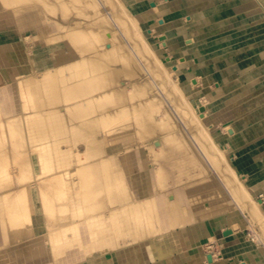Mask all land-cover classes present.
Returning <instances> with one entry per match:
<instances>
[{"label":"bare ground","instance_id":"bare-ground-1","mask_svg":"<svg viewBox=\"0 0 264 264\" xmlns=\"http://www.w3.org/2000/svg\"><path fill=\"white\" fill-rule=\"evenodd\" d=\"M226 6L225 0H112L108 6L106 0H0V87L14 84L20 103L19 110H10L0 91V136L9 142L0 160V230L10 246L44 235L63 261L91 242L97 255L78 258L79 264H264V247L255 246L264 238V202L251 190L264 176L252 169L264 162V87L231 90L258 62L240 63L222 79L216 63L205 62L240 43H229L232 34L228 42L200 35L206 24L228 22L221 12ZM71 10L75 16L64 13ZM261 21L264 14L253 17ZM263 36L264 29L249 32L247 41L253 38L257 49ZM124 47L132 55L127 65L117 62ZM138 52L151 56L154 66ZM152 74L162 76V91L171 87L172 103L157 87L146 91L155 86ZM27 83L35 87L32 102ZM254 102L261 107L248 109ZM233 107L236 115L226 116ZM121 116L130 123L118 130ZM219 121L227 138L217 136V144L212 129ZM37 133L52 142L48 159L39 157L46 146L33 141ZM196 135L207 142L222 176ZM63 153L66 163L45 176L53 168L44 165ZM228 154L235 156L232 164ZM252 171L256 176L244 175ZM7 175L17 192H3ZM29 197L41 216L31 215ZM250 223L260 226L255 238L244 234ZM214 229L222 232L220 253L208 245L215 243Z\"/></svg>","mask_w":264,"mask_h":264},{"label":"rangeland","instance_id":"rangeland-1","mask_svg":"<svg viewBox=\"0 0 264 264\" xmlns=\"http://www.w3.org/2000/svg\"><path fill=\"white\" fill-rule=\"evenodd\" d=\"M175 1H178V0H165V3H166V5L167 4H171V3H173V2H175ZM183 1V0H182ZM109 3H112V0H106V5L108 6V4ZM164 3V2H163ZM225 3H228V0H225ZM111 8H112V4H111V6H110ZM76 12L77 11H75V10H71L70 12L69 11H64V13H67L68 15H70V16H75L76 15ZM169 15H171L170 13H169ZM185 16H187L186 14H185ZM251 16H249L248 18H250ZM180 18H184V16L182 17H180ZM183 21V20H182ZM155 24V23H154ZM153 24V25H154ZM253 24V22H251V21H249V22H247V23H241V21H237L235 24H232V25H228V22L227 23H224V24H221L220 22H218V21H215V22H213L212 24H206V25H204V27H203V29H205L206 27H209L208 28V30H205L203 33H201L200 35H202V36H205L204 37V40H207L208 38H211V37H214V40H217V38L218 37H220V36H222V38H224L227 42H228V36H229V31H236V32H238V31H241V30H245V29H247V28H249L250 26H253L252 25ZM231 26V27H230ZM217 27V28H216ZM216 28V29H215ZM121 30L123 31V32H126L127 33V30H126V27H125V24H123L122 26H121ZM207 31V32H206ZM2 32H0V34H1ZM200 35H197V36H200ZM207 36V37H206ZM189 39H191L190 37H186L185 38V40H189ZM152 40V39H151ZM118 42H117V40L114 42V44L113 45H116ZM118 46V45H117ZM255 47V46H254ZM242 48V47H241ZM240 47L239 48H234L233 50H231L230 52H225V53H220L219 55H220V58H218V59H216V60H214V61H207V62H205L206 64H208V63H210V62H213V63H216L215 64V70H216V73L223 79V78H225V77H227V76H229V75H231V72H229V71H233V68L234 67H236V65H237V67H240V65H244L245 64V61H246V64L245 65H248L247 64V62L248 61H250V64L248 65V67L249 66H252L253 64H254V61H253V59H254V57H256V55L255 54H252V55H250V56H248L247 58H245V59H242L241 58V56H240V52H241V50L243 49H241ZM245 48H251V50L253 49V50H255L254 48H252V46H250V45H247V46H245ZM135 52V51H134ZM231 52H233L234 54H233V59L232 60H234L231 64H228V62L226 61V59H228V57L229 56H231L232 55V53ZM229 53V54H228ZM227 54V55H226ZM138 55L140 56V58H142V60H144L146 63H148V62H151L152 61V63H153V66H154V61H153V59L151 58V56H149V55H147L146 53H140V52H138ZM129 57L132 59V55H131V53L127 50V48L126 47H124L123 48V50L120 52V55H118L117 54V62H119V63H121V64H123V65H127L128 64V59H129ZM248 60V61H247ZM251 60H252V62H251ZM240 63H242V64H240ZM252 63V64H251ZM148 65H149V63H148ZM204 66H205V64H203ZM150 66V68H151V65H149ZM236 67V68H237ZM260 67H264V61L260 64ZM229 72V73H228ZM233 73V72H232ZM34 75H35V73H34ZM31 77V76H30ZM33 79V77H31V80ZM152 79H154V81L156 82L155 83V86H154V88H151V90H148V89H146V91L150 94L153 90H155L156 89V87L158 88V89H161L162 88V80H163V78H162V76H159L158 74H152ZM217 83V81H214L213 83H211L206 89H208V91H210L211 89H214V87H213V84H216ZM33 84H31V83H27L26 84V86H25V88H26V90L28 91L27 92V96H29V98L28 99H30L29 101L30 102H32V101H34V98H33V94H32V92L33 91H35L34 90V88L35 87H33L32 86ZM257 86H260V87H264V72L259 76V79H258V81L257 82H255V83H253V84H248V89L249 90H252V91H254V90H256V88H257ZM33 87V88H32ZM168 89H165L164 91H162V89H161V91H162V94L163 95H165L166 96V98L168 99V101L170 102V103H172L173 102V95H172V93H169V91H171V87H169V85H168V87H167ZM210 88V89H209ZM239 89H241L240 88V86H235V87H233V89H231V90H233V91H236V90H239ZM195 90H197L196 92H198L199 90H200V88H195ZM0 91H2V93L4 94V96H5V103H6V105H7V108L8 107H10V110H12V109H16V110H19L18 108H20V103H19V90H17V88L15 87V85L13 84L12 85V88H10V83L9 84H5V85H3V86H1L0 87ZM146 91H144V92H146ZM262 93H264V91L262 92ZM35 97V96H34ZM0 99H1V97H0ZM36 99H37V97H36ZM255 99V97L254 96H251L250 98H249V100L248 101H253ZM203 100V98L202 97H200V98H198V102L199 103H201V104H203L204 103V100ZM226 102H228V101H226ZM228 104V103H227ZM258 105V104H257ZM11 106H12V108H11ZM227 107V106H226ZM225 107V108H226ZM235 109V107H233V108H231V109H227L224 113L226 114V116H228V112L230 113L231 111H232V116L234 115H236V113L235 112H233V110ZM27 112H29V111H27ZM27 112H25V113H27ZM155 114V113H154ZM26 115V116H25ZM22 116H24V117H27L28 115L27 114H23ZM183 116V115H182ZM238 117L240 116V115H237ZM236 116V117H237ZM4 117V114H2L1 113V111H0V121H1V119ZM121 117H124V116H121ZM173 119H172V121H177V118H176V115H173V117H172ZM180 118V116H178V119ZM182 118H185V117H182ZM130 121V118H122V120L120 119V123H119V125L115 128V129H118V130H123L126 126H128L129 125V122ZM210 123H212V122H210ZM224 122H221V121H219L218 123H217V125H216V128H214V130L212 129V131H213V134H216V136L215 135H213V137H212V131H209V128H208V126L207 125H204V127L208 130V132H209V134L211 135V137L213 138V139H215L214 140V142L215 143H217L218 144V140L216 139V137L218 136V137H220V136H223V137H226L227 138V133L224 131V124H223ZM215 129H217V130H215ZM39 133V132H38ZM37 133V140L34 138L33 139V141L36 143V144H43L44 146H46L45 147V149H43L42 151H40V154H39V157H41V158H44V159H48V156H47V154L49 153V151H50V149H49V146H50V144H52V142H50L49 141V139H41V137H40V135ZM1 141H0V160H2V159H4V158H6L7 157V155H8V150H7V146H8V144H9V142H6V141H4L3 139H2V134H1ZM196 143H198V145H200V146H202L203 148H205L204 149V156L206 157V159H208L209 160V158H210V160H211V151H210V153L208 152L207 153V151H209V149L207 150L206 149V147H207V142L204 140V138H202V137H198L197 135H196ZM215 137V138H214ZM136 140H137V143L138 144H141L142 143V141L140 140V138H139V134H137L136 133ZM131 142L129 139L128 140H121L120 142H118V144H120V145H122V144H124V143H126V142ZM206 146V147H205ZM262 146H263V148L261 149V153L260 154H263V157H264V143L262 144ZM116 149V148H115ZM207 150V151H206ZM113 153H111V154H108L109 156H112V155H114V153L116 152V150L114 151H112ZM258 155V154H257ZM226 157H228V161H229V163L230 164H232L233 162H234V160H235V156L233 155V154H228V156H226ZM69 158V156L67 155V154H65V153H63V154H57V156L56 157H53V159L48 163V164H45L44 165V168L46 169V170H48V169H52L53 168V170L51 171V172H46L45 173V176H48V175H50V174H52L53 172H54V166H55V168H62V164H64V163H66L64 160H66V159H68ZM263 161V158L260 160V161H258V162H256L255 164H259L258 165V167L259 168H254L255 170H258V171H261L263 174H264V162H262ZM210 162V161H209ZM211 162H212V166H214V167H216V168H212L213 169V171L216 173V175L217 176H222L221 174V172H220V168L218 167V165H217V161H215V160H211ZM211 164V163H210ZM59 165V166H58ZM121 165V164H120ZM261 165V166H260ZM250 173L248 172V173H246V174H244L245 176H248ZM255 174V173H254ZM250 175H252V174H250ZM253 177H254V175H252ZM251 176V177H252ZM248 181H249V178H248ZM4 183H5V187H4V189H3V192H17V191H15L16 189H18V187L17 186H14V184L12 183V181H11V179H9V176L7 175L6 177H5V181H4ZM259 183H262V185L264 186V177H263V179H261L260 181H259ZM27 187V194H28V192H29V189L31 190V188L30 187H28V186H26ZM261 187H259V188H255V187H253L251 190L254 192V199H256V200H258V201H262V202H264V193L262 192V189H260ZM35 191V190H34ZM262 196V197H261ZM28 201H29V203H30V205H29V208H30V213H31V215L33 214V213H39V215L41 216V214H40V212H41V209H40V206L38 205V203L37 202H34L33 200H32V198H30L29 197V199H27ZM33 204V205H32ZM34 216V215H33ZM90 222H92V221H90ZM0 223H2V221L0 222ZM252 224V225H251ZM252 227H251V226ZM74 226H78L79 227V229L82 227V225L81 224H77V225H74ZM64 229H66V230H69L70 231V229L72 228L71 226H66V227H63ZM63 228H60L59 230H64ZM254 230V231H253ZM260 231V226L259 225H257L256 223H250V224H248V226H247V228L244 230V234L247 236V235H251V237H253V238H255L256 237V233L257 232H259ZM98 232V231H97ZM261 232V231H260ZM62 233V231H60L59 232V234H61ZM89 235L90 236H92L91 235V233H89ZM221 234H220V231L219 230H217L216 232H215V237H216V240H215V243L213 244L212 242L210 243H208V245H209V247H213L212 248V250H214V251H217L218 250V247H219V240L221 239V236H220ZM263 235V234H262ZM263 237H264V235H263ZM95 239H98V238H95ZM262 244H260L259 242L258 243H255V246H256V248L257 249H259V250H263V244H264V238L262 239ZM87 243H89V246L88 245H86V247H84V248H82L79 252H74V253H72L73 254V257H74V260H78V258L79 259H82V260H84L85 259V257L86 256H89V255H92V254H96L97 255V251H99V250H97V249H92V245H91V242H87ZM88 246V247H87ZM205 246H206V244L204 245V247L202 248V250L204 251V253H207L208 252V250H206V248H205ZM100 249H102V247H99ZM114 250L115 249V247H113V246H111V247H107V248H105V250ZM87 250V251H86ZM86 251V252H85ZM80 257H82V258H80ZM79 262H81V261H79ZM83 262V261H82Z\"/></svg>","mask_w":264,"mask_h":264},{"label":"crops","instance_id":"crops-1","mask_svg":"<svg viewBox=\"0 0 264 264\" xmlns=\"http://www.w3.org/2000/svg\"><path fill=\"white\" fill-rule=\"evenodd\" d=\"M229 1L230 0H228V6L223 7L221 10L222 14H226L228 16V17H226V21H225V22L228 21V25L229 24L230 25L235 24L237 21H241V23H243V24L247 23L249 21L253 22V17H256L257 15L259 16V15L264 14V0H245V1L244 0H238L236 2V4H234V1H236V0H232L233 1L232 4H230ZM218 3H216L214 6L218 7L222 4V2L219 4ZM223 4H224V2H223ZM232 14H234V15H232ZM229 15H231V16H229ZM249 16H251V17L248 18ZM218 22L222 23L221 20ZM252 25L253 26H250L249 28H247L245 30L243 29V30L238 31V32L229 31L228 34H230V35L232 34L234 36L229 40L230 41L229 43H232L233 45H235V44L238 45V43H240L239 46H235V48H239V47L243 48L247 45L251 46L254 43V40L252 38L251 42L249 40V43H248L247 40H248L249 32H255L256 30L264 29V21H261L260 23H254L253 22ZM263 46H264V36L261 37V45L259 48H257V49L254 48L255 50H253V49L251 50L250 48H248L246 51H244L243 59L247 58L248 56H250L252 54L256 55V57H254V59L257 60V62H258L257 66L258 67H256V69H254V70H256L257 72L253 71V69L248 71L247 73L242 75L239 80H237V84H234V85L232 84L231 89L233 87H235V85L240 86V88L244 89V87H247L249 83L253 82L254 79L258 78L264 72V68L260 67V64L264 61V47ZM249 51H251V52H249ZM257 52H259V53H257ZM260 52L262 54H260ZM231 53H232V55L229 56L228 58L233 57L234 53L233 52H231ZM256 104H258V105H256ZM260 105H262V103L254 102V103L250 104L247 108L248 109L252 108L251 110L259 109L261 107ZM248 111L249 110H246V111L242 110L241 115L248 113ZM262 135H263V132L257 134L256 136H252V141L260 139ZM248 141L251 142V138ZM252 169L254 171H257V173L260 172L258 170H255L254 168H252ZM250 174L254 175L253 171ZM250 174L247 177H249ZM254 176H256V174ZM261 177L263 178L264 176L259 175V177L257 178V180L254 183V187L255 188L261 187L260 189H262V192L264 193V186L262 185V183H259V181L262 179ZM217 230L220 231V234H221L220 236L222 239V232L220 229H214V231L212 230V234H213L214 239L216 240L215 232ZM5 236L6 235L3 234V230L2 231L0 230V264H79L80 263L74 259H71L68 261H63V259L62 260L56 259L55 249L53 250V248H51V245H48L49 241L46 239V237L44 235L39 236L37 238V240L35 238L34 239L30 238L31 240H29L28 242H24L21 245L19 243V245H17V246H15V245L10 246V244H8L9 243L8 237H5ZM221 239L219 240V245L221 243H223ZM215 252L220 253V250H217ZM42 253H44L46 256L45 260L39 259L40 255H43ZM68 255H70V253L67 254L66 256H68ZM60 256H62L65 259V256H63V253H62V255H59V258H60ZM188 259H189V255H185L184 260H188ZM114 262H115L114 259H112V260L110 259L106 263H104V260H103L102 262H97V264H114Z\"/></svg>","mask_w":264,"mask_h":264},{"label":"water","instance_id":"water-1","mask_svg":"<svg viewBox=\"0 0 264 264\" xmlns=\"http://www.w3.org/2000/svg\"><path fill=\"white\" fill-rule=\"evenodd\" d=\"M227 234H228V232H224V233H223V236H226Z\"/></svg>","mask_w":264,"mask_h":264}]
</instances>
